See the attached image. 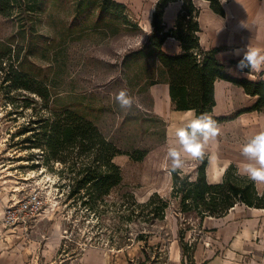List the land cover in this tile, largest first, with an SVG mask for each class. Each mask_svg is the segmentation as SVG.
Returning <instances> with one entry per match:
<instances>
[{
  "label": "rangeland",
  "instance_id": "rangeland-1",
  "mask_svg": "<svg viewBox=\"0 0 264 264\" xmlns=\"http://www.w3.org/2000/svg\"><path fill=\"white\" fill-rule=\"evenodd\" d=\"M113 1L125 6L119 15L103 12V0H15L13 10L0 11V167L14 166L12 174L19 180L11 186L39 187L47 201L45 216L17 245L22 253L28 251L33 264H82L90 252L123 264H204L212 256L242 264L248 253L233 249L234 234L231 240L224 234L241 219L206 217L199 222L194 214L181 213L179 198L173 196L167 150L179 127L153 113L148 92L152 80L164 78L145 45L152 30L146 26L148 12L158 0ZM140 48L139 57H127ZM13 71L28 77L29 90L13 88ZM256 74L232 76L255 80ZM121 89L135 98L130 110L114 100ZM249 102L253 100L242 95L236 109ZM66 110L90 120L122 152L113 158L120 184L91 210L81 200L68 199V178L74 176L70 162L32 167L43 162L25 142L39 118ZM248 114L260 117V123H253L254 136L257 126L262 132L264 113ZM229 134L234 139L228 146H243L251 138ZM136 150L147 154L134 161L127 153ZM181 158L180 176L193 180L200 160L186 153ZM211 173L207 178L213 181ZM153 194L169 202L163 218L149 213L158 199L141 207ZM182 237L190 249L186 257L181 255ZM252 241L264 244V234Z\"/></svg>",
  "mask_w": 264,
  "mask_h": 264
},
{
  "label": "trees",
  "instance_id": "trees-1",
  "mask_svg": "<svg viewBox=\"0 0 264 264\" xmlns=\"http://www.w3.org/2000/svg\"><path fill=\"white\" fill-rule=\"evenodd\" d=\"M14 1L0 0V11L5 14L13 10ZM204 1L209 3L212 12L219 16L225 15L222 0ZM173 2H180L181 8L174 26L167 28L163 22V13ZM124 8V5L113 0L102 2V11L106 13L115 14L119 10L121 13ZM199 13L200 9L196 6L195 0H158L152 12V30L146 37L145 45L150 47V55L155 57L162 67V76L168 84L172 108L175 111H194L197 116L206 113L217 125L233 120L242 113H264V79L233 77L227 71V67L215 57L216 49L205 51L200 48ZM123 19L126 24L125 18ZM169 37L180 43L181 53L169 55L161 50ZM141 51V48L135 50L127 57H139ZM238 60L231 61V64H237ZM245 71L250 73V70ZM10 80L13 88L30 89L27 84L28 77L19 71H13ZM218 80L241 87L244 93L254 100L253 104L230 116L212 115L216 105L214 86ZM157 81L152 80L151 85L158 83ZM33 124L36 125L31 129L33 133L25 142L30 148L41 151L40 159L43 163H37L32 167L70 162L68 169L74 176L68 178L72 185L68 199L74 197L77 201L81 200L82 206H89L91 210L112 188L120 184L122 180L120 168L113 163V158L122 152L107 141L90 120L74 111L66 110L47 118L41 117ZM127 154L134 161H140L146 156L147 151L136 150ZM198 160L200 164L193 180H190L189 176H180L178 169L171 170L172 192L175 198H179L181 213L194 214L195 218L202 222L206 217L222 218L236 205L264 209V189L259 191L253 181L240 176L233 164L226 168L221 181L210 183L206 176L207 158L203 156ZM155 199H158V196L153 194L141 207L144 209L151 206ZM168 205L169 202L166 200L158 199L157 206L150 208L149 213L154 219L163 218ZM183 241L184 237L180 238L182 256L186 257L190 249ZM191 257L192 254L189 258Z\"/></svg>",
  "mask_w": 264,
  "mask_h": 264
},
{
  "label": "crops",
  "instance_id": "crops-1",
  "mask_svg": "<svg viewBox=\"0 0 264 264\" xmlns=\"http://www.w3.org/2000/svg\"><path fill=\"white\" fill-rule=\"evenodd\" d=\"M195 1L196 6L200 9L198 16L200 48L205 51L216 49L217 52L215 57L227 67V71L231 75L244 74L235 70L236 64H231V61L240 59L234 52L237 49H243L246 45L264 49V0H222L225 12L224 16H219L212 12L207 1ZM180 8V2L170 3L165 8L163 22L167 28H172L174 26ZM152 12V10L148 12V19L146 20L147 25L145 24L149 28H151ZM161 50L169 55H176L182 52L180 43L171 37L165 40ZM230 66H232V68ZM250 72L252 75L257 73V78H261V76L264 75V70L260 72ZM256 77L255 80L257 79ZM262 78L264 79V77ZM148 92L152 99V111L158 118L169 120L171 121L170 123L178 127H182L187 120L191 119L189 113L193 111H175L172 108L168 84L164 78L162 81L151 85ZM214 95L216 101V105L212 112L214 116H230L238 111L249 108L253 104V102H251V104L249 102L248 106L236 109L239 103H237V100L241 99L242 95H245L249 99L252 98L246 95L241 87L224 80L215 82ZM248 113L250 112L246 114L242 113L233 120L218 124L217 126L220 130L219 135L214 140H209L205 145L203 156L207 158L206 176L208 177L209 172H212L211 175L213 179H215L211 181L207 178L208 182L216 183L221 181L223 173L229 165L233 164L238 170L241 163L248 162L246 158L241 155L242 145H227V143H231L234 139V137L229 134L234 133V131H236L238 135L244 134L246 137H252L250 134L252 133V128L254 129L253 131H255L256 128L253 123H256L260 117ZM258 123L260 122L258 121ZM257 128L259 132H261V126H257ZM262 131H264V125L262 126ZM13 167L12 165H2L0 167V202L2 203H4L12 193H17V190H14V186H11L13 182H16L15 180H19L15 174H12L13 170L16 169ZM215 172L217 174H215ZM255 185L259 191L264 189V184L255 183ZM9 187H11V191L8 190ZM17 188L20 189V186H17ZM231 216L241 220L229 224L228 226L230 227L224 234H227V239L230 240L232 234H234L233 249H242V252L248 253L247 256H243L245 259L242 264H264V244L252 241L253 236L256 237L257 235L260 236L264 234V209H254L244 205H236L226 216L218 219H227ZM27 235L28 234L21 232V230L17 231L16 236L14 234L9 235L3 231L0 225V264H33V261L29 258L28 251L26 250L27 252L25 251L22 253L19 249L20 244L17 245V241ZM13 241H16V243ZM83 261L84 262H81L82 264H123L121 259L113 261L98 257L93 252L86 254L83 257ZM204 264L231 263L230 261L225 262L219 256H212L208 261L206 260Z\"/></svg>",
  "mask_w": 264,
  "mask_h": 264
},
{
  "label": "clouds",
  "instance_id": "clouds-1",
  "mask_svg": "<svg viewBox=\"0 0 264 264\" xmlns=\"http://www.w3.org/2000/svg\"><path fill=\"white\" fill-rule=\"evenodd\" d=\"M240 59L237 61L236 70L246 73L245 70L260 72L264 70V49L245 46L234 52ZM115 102L121 109L130 110L135 101L126 89H121L114 95ZM191 119L187 120L182 127L175 130V139L167 150L171 160V169L183 167L182 153H186L194 159L202 158L204 147L209 140H214L219 135L216 121L208 114L195 115L190 112ZM241 155L248 162L241 163L238 174L247 177L254 183L264 184V131L252 136L242 147ZM0 215L3 212L0 211Z\"/></svg>",
  "mask_w": 264,
  "mask_h": 264
},
{
  "label": "built area",
  "instance_id": "built-area-1",
  "mask_svg": "<svg viewBox=\"0 0 264 264\" xmlns=\"http://www.w3.org/2000/svg\"><path fill=\"white\" fill-rule=\"evenodd\" d=\"M37 151L41 153L40 150ZM0 211L3 212V215H0V225L3 231L15 236L18 230L27 234L33 224L45 216L47 201L41 188L26 190L20 187L17 193L8 196L4 203L0 202Z\"/></svg>",
  "mask_w": 264,
  "mask_h": 264
},
{
  "label": "bare ground",
  "instance_id": "bare-ground-1",
  "mask_svg": "<svg viewBox=\"0 0 264 264\" xmlns=\"http://www.w3.org/2000/svg\"><path fill=\"white\" fill-rule=\"evenodd\" d=\"M215 174H217L216 172H215ZM45 177H47V176H45ZM25 179H26V177H24ZM14 190H18V188H17V186H14Z\"/></svg>",
  "mask_w": 264,
  "mask_h": 264
}]
</instances>
